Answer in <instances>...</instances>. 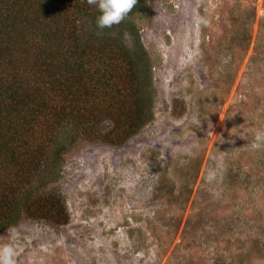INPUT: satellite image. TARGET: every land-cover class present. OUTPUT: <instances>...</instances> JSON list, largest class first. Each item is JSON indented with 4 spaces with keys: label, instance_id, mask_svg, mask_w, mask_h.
Returning <instances> with one entry per match:
<instances>
[{
    "label": "rangeland",
    "instance_id": "rangeland-1",
    "mask_svg": "<svg viewBox=\"0 0 264 264\" xmlns=\"http://www.w3.org/2000/svg\"><path fill=\"white\" fill-rule=\"evenodd\" d=\"M126 18L98 33L145 53L144 124L120 145L65 137L33 185L65 223L21 215L0 244L15 264H264V0H136Z\"/></svg>",
    "mask_w": 264,
    "mask_h": 264
},
{
    "label": "trees",
    "instance_id": "trees-1",
    "mask_svg": "<svg viewBox=\"0 0 264 264\" xmlns=\"http://www.w3.org/2000/svg\"><path fill=\"white\" fill-rule=\"evenodd\" d=\"M96 14L86 0H0V230L21 215L65 223L61 196L33 188L65 137L120 145L144 124L145 53L98 33Z\"/></svg>",
    "mask_w": 264,
    "mask_h": 264
},
{
    "label": "clouds",
    "instance_id": "clouds-1",
    "mask_svg": "<svg viewBox=\"0 0 264 264\" xmlns=\"http://www.w3.org/2000/svg\"><path fill=\"white\" fill-rule=\"evenodd\" d=\"M87 4L96 9L94 24L98 31L111 28L119 24L133 8L136 0H86ZM227 62V57L223 58ZM264 141V132L257 131L255 142L250 144L252 148H260ZM16 247L14 243L0 244V264H15Z\"/></svg>",
    "mask_w": 264,
    "mask_h": 264
}]
</instances>
